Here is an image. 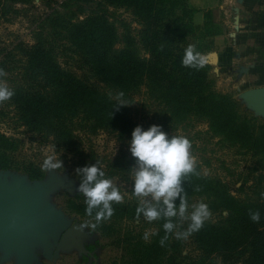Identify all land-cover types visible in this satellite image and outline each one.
Masks as SVG:
<instances>
[{
	"label": "trees",
	"instance_id": "trees-1",
	"mask_svg": "<svg viewBox=\"0 0 264 264\" xmlns=\"http://www.w3.org/2000/svg\"><path fill=\"white\" fill-rule=\"evenodd\" d=\"M31 1L0 0V22H9L16 13L12 4ZM109 7L123 8L138 20V53L134 39L119 40ZM59 8L61 13L54 11L42 20L33 44L19 42L10 51L0 49V68L6 73L0 81L8 82L15 93L5 102L14 121L32 139L39 138L72 161L75 169L96 161L101 168L90 138L103 133L125 143L135 128L136 97L162 129L205 123L204 137L244 158L246 171H231L238 184L233 192L229 182L204 173L197 164L200 175L182 186L190 206L208 205L210 219L187 239L170 236L164 246L158 243L164 221H153L155 243L145 248L148 253L140 264H264V120L247 115L239 101L215 92L206 64L199 70L181 65L188 45L202 53L197 35H214L211 11L204 12L203 29L198 30L193 24L197 11L188 0H63ZM120 91L133 104L116 110ZM17 150L16 140L0 131V170H22L38 180V166L18 163ZM130 165L118 156L103 171L113 176ZM197 186L200 191L194 190ZM77 197L83 199L85 211L84 197ZM249 210L260 212L259 223L250 220ZM186 228L187 222L181 230ZM186 245L192 254H183Z\"/></svg>",
	"mask_w": 264,
	"mask_h": 264
},
{
	"label": "rangeland",
	"instance_id": "rangeland-1",
	"mask_svg": "<svg viewBox=\"0 0 264 264\" xmlns=\"http://www.w3.org/2000/svg\"><path fill=\"white\" fill-rule=\"evenodd\" d=\"M55 1L46 4L33 0L23 4H12L16 13H11L9 22H0V49L10 51L19 42L33 44L37 39L42 20L46 16H52L54 11L61 13L59 4L63 0ZM195 2L196 0H188L189 5L198 12L199 10L194 7ZM108 11L119 40H124L126 36L134 39V49L138 53V29L140 28L138 20L131 12L123 8L109 7ZM207 11H211L214 35L208 38L197 35L199 39H197L196 44L199 45L201 54L205 57L211 88L215 92L239 101L247 115L258 120H264V118L256 115L241 99V94L246 90L264 87V25L248 24L246 19V17L250 18L248 14H241L242 20L240 18L239 23H237L236 12L216 8ZM193 24L198 27V30H202L204 20L200 26H197L193 16ZM121 46L122 44L119 43L117 47ZM2 82L8 84L6 81ZM134 109L136 112L134 115L135 127L140 126L142 130H147L152 125L161 127L157 117L153 118L147 112L141 98L136 97ZM206 129L205 123L193 122L191 126L184 129L179 128L174 131L166 128L162 131L169 137L172 135L187 137L192 144L191 153L196 158L201 170L206 174H217L229 182L231 190L234 192L238 184H234L236 176L230 175V173L231 171L234 173L246 171L247 161L238 155L233 156V153L229 152L227 148L220 147L216 139L208 141L201 133ZM0 131L16 140L18 163L32 162L38 166L37 169L41 175L38 180L56 176L66 182V184L56 187L49 197V202L61 210L65 219L70 222V227L76 228L79 232L59 251L58 257L52 260L42 257V248L35 246L33 252L37 261L32 264L141 263L142 256L148 253L145 248L150 245L152 247L155 243V239L152 237L155 228L152 222H147L143 217L140 218L141 225H138L135 218V209L139 201L131 195L132 176L131 172L128 171L135 163L128 145L131 134L123 144L116 141L115 137L103 133L90 138V144L95 151L97 160L102 162V170L106 171L107 164H110L118 156H121L125 161H131L129 168L123 169L119 174L110 176L108 172L106 173V178L112 179L120 187L124 201L113 203L114 215L103 222L95 231H92L90 228H80L90 218L85 215L84 209H81L83 199L77 197L80 177L75 175V167L72 161L65 160L54 153L49 146L43 145L39 138L32 139L31 135L14 121L11 108H7L5 102L0 103ZM82 139L88 143L85 138L82 137ZM120 149L121 151H119ZM49 155H53L62 161L63 169L57 170L59 174L54 171H45L42 168L43 160ZM0 172L5 171L0 170ZM8 172L11 176H25L28 181H35L28 178L22 170H8ZM145 234H148L147 240L144 239ZM186 253L192 254L188 245L185 246L183 254ZM1 257L0 251V264H18L15 255L4 260Z\"/></svg>",
	"mask_w": 264,
	"mask_h": 264
},
{
	"label": "clouds",
	"instance_id": "clouds-1",
	"mask_svg": "<svg viewBox=\"0 0 264 264\" xmlns=\"http://www.w3.org/2000/svg\"><path fill=\"white\" fill-rule=\"evenodd\" d=\"M205 62V57L196 51L195 45L186 47L181 59L183 67L199 70ZM5 75V71L0 68V77ZM14 94V90L0 81V103L10 100ZM115 99L117 102L113 108L116 110L133 104L124 100L123 91L118 92ZM128 145L135 160L134 166L128 171L132 176L131 195L139 201L135 209L136 220L143 216L149 223L164 221V236L158 242L160 246H164L170 236L183 240L203 228L212 215L211 211L204 202L190 206L182 186L191 176L200 175L196 158L191 153V141L182 135L169 137L159 125H152L147 130L136 126ZM42 168L59 174L57 170L63 169V164L59 158L49 155L43 160ZM75 175L80 177L77 192L84 197L85 215L90 218L80 228L95 231L114 215L112 205L122 203L124 195L112 179L106 178L105 172L99 167V161L75 169ZM194 190L200 191L201 188L197 186ZM177 198L178 206L175 204ZM261 198H264V192ZM249 218L253 223H259L260 212L249 210ZM185 222L187 228L181 230ZM148 238V234H145L144 239Z\"/></svg>",
	"mask_w": 264,
	"mask_h": 264
},
{
	"label": "water",
	"instance_id": "water-1",
	"mask_svg": "<svg viewBox=\"0 0 264 264\" xmlns=\"http://www.w3.org/2000/svg\"><path fill=\"white\" fill-rule=\"evenodd\" d=\"M241 99L264 118V87L246 90ZM66 182L56 176L28 181L25 176L0 172V251L2 259L15 255L18 264L37 261L33 249L42 248L41 255L52 260L58 257L72 237L78 234L70 227L61 210L49 202L57 186ZM54 250V252H52Z\"/></svg>",
	"mask_w": 264,
	"mask_h": 264
},
{
	"label": "crops",
	"instance_id": "crops-1",
	"mask_svg": "<svg viewBox=\"0 0 264 264\" xmlns=\"http://www.w3.org/2000/svg\"><path fill=\"white\" fill-rule=\"evenodd\" d=\"M194 6L199 11L194 15L195 24L200 26L204 20V12L208 9L230 10L236 12L237 23L242 20L241 14H248V24L254 26L264 25V0H196ZM254 17V18H251Z\"/></svg>",
	"mask_w": 264,
	"mask_h": 264
},
{
	"label": "flooded vegetation",
	"instance_id": "flooded-vegetation-1",
	"mask_svg": "<svg viewBox=\"0 0 264 264\" xmlns=\"http://www.w3.org/2000/svg\"><path fill=\"white\" fill-rule=\"evenodd\" d=\"M54 250H55V249H53V251H52V252H54Z\"/></svg>",
	"mask_w": 264,
	"mask_h": 264
}]
</instances>
